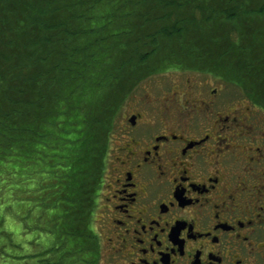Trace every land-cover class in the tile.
<instances>
[{"label": "trees", "instance_id": "trees-1", "mask_svg": "<svg viewBox=\"0 0 264 264\" xmlns=\"http://www.w3.org/2000/svg\"><path fill=\"white\" fill-rule=\"evenodd\" d=\"M175 70L264 107V0H0V264H98L115 119Z\"/></svg>", "mask_w": 264, "mask_h": 264}, {"label": "flooded vegetation", "instance_id": "flooded-vegetation-1", "mask_svg": "<svg viewBox=\"0 0 264 264\" xmlns=\"http://www.w3.org/2000/svg\"><path fill=\"white\" fill-rule=\"evenodd\" d=\"M213 79L123 102L96 197L98 264H264V107Z\"/></svg>", "mask_w": 264, "mask_h": 264}, {"label": "rangeland", "instance_id": "rangeland-1", "mask_svg": "<svg viewBox=\"0 0 264 264\" xmlns=\"http://www.w3.org/2000/svg\"><path fill=\"white\" fill-rule=\"evenodd\" d=\"M198 74H193V73H189V72H183V73H178V72H168V73H162V74H155L152 76H149L148 79H146L145 81L147 83L141 84L139 86L136 87V89L134 90L135 95L133 94L132 99L128 98L126 99V102L122 108V112L126 111L127 109L131 108L132 106L135 105V98L136 96H145V93H149L153 98H155V102L156 104H158L159 100L162 98L164 92H167L170 88L176 86V88H172V90H176L178 89V91L180 92V88L177 87V83L181 82V85L184 84L185 79L190 78L191 80H193L192 82L195 84H199V87H202L204 89H208L214 86H219L220 81L215 80L213 78H215L213 75L205 73V72H201ZM222 83V82H221ZM144 86V87H143ZM235 86V85H234ZM233 85H231L230 83L227 82H223L222 83V90H219V96L225 95L226 93H235V92H241V89H237L236 86L234 87ZM231 88V89H230ZM218 96V98H219ZM183 101V98L181 99V103ZM244 101V100H243ZM243 101H239L241 104L243 103ZM237 102V103H239ZM120 113V112H119ZM118 113V115H119ZM116 117L115 119V123H119V117ZM121 115V113H120ZM95 217V215H94ZM98 222L94 221V225L96 227V224Z\"/></svg>", "mask_w": 264, "mask_h": 264}]
</instances>
